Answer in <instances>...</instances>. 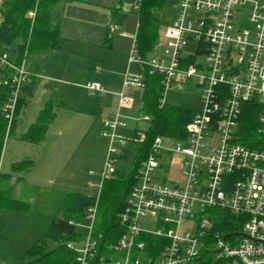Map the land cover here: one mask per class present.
Masks as SVG:
<instances>
[{"label": "built area", "instance_id": "1", "mask_svg": "<svg viewBox=\"0 0 264 264\" xmlns=\"http://www.w3.org/2000/svg\"><path fill=\"white\" fill-rule=\"evenodd\" d=\"M159 44L143 57L134 41L117 93L120 111L134 104L126 90H145L147 76L154 75L161 77V106L169 92L194 81L201 107L185 127V139L159 136L151 144L119 216L125 235L101 264H190L208 242H213L216 259L223 264H264V3L177 0L161 49ZM191 57L194 63L186 61ZM0 70V85L10 89L2 107L8 135L32 74L26 59L16 62L8 53H0ZM83 88L91 94L109 92L99 83ZM255 99L262 104L259 143L250 147L238 142V130L243 104ZM139 121L149 122L150 117ZM127 126L120 112L103 120L108 148L99 183H89L91 188H103L115 177L119 157L145 143L146 130L136 129L131 138L118 134ZM178 163L181 183L170 182L161 172L168 173ZM94 199L87 210L90 225L81 249L68 244L78 254L76 264L95 262L104 241L96 229L99 197ZM208 209L240 219V232L228 237L213 233V219L205 215Z\"/></svg>", "mask_w": 264, "mask_h": 264}, {"label": "rangeland", "instance_id": "2", "mask_svg": "<svg viewBox=\"0 0 264 264\" xmlns=\"http://www.w3.org/2000/svg\"><path fill=\"white\" fill-rule=\"evenodd\" d=\"M80 1L89 5L95 4V2L100 3L99 14L95 16L93 24H85L86 27L83 25L81 27L105 33L104 41L101 40L102 43L96 42V44L93 42L92 45L77 41L83 42V44L78 43L80 51L75 54L70 51V43L65 42L62 52L53 58L49 57V60L46 61L43 72L44 75H51L54 72L53 69L60 72L63 67L73 68L74 71H78V75H76V78H72L73 74L70 71V77L65 80V83L74 86L79 94H86L81 89L80 82L81 79H84L86 67L92 69L93 60L90 59L92 54L105 56L109 62L113 60L118 62L116 57L118 50L116 47L113 49V38L120 35L124 36V34L127 36L138 33L139 11L135 10V6L140 4L141 0ZM256 1L264 3V0ZM175 3L176 0H166L164 8L159 12L161 17L158 30L159 39H161L159 49H161L167 25L172 20ZM33 14L32 19L35 18V12ZM133 42L130 43L131 45L129 44L131 47L129 54ZM91 73L95 76L93 69ZM44 82L49 87L40 88L33 102L44 105L43 109L51 103L55 115L53 121L56 114L60 113V115L54 123L52 121L49 124L43 143L35 145L22 140L20 130L24 125L19 127L20 130L15 131L12 129L13 124L11 131L8 135L6 134L4 140V149L0 161V173L2 174L0 179V264H20L25 252L37 241L45 238L52 221L64 215L63 208L68 195L82 193L95 198L99 197L100 204L103 188H91L89 183L98 182L97 176L102 170L106 158L108 139L103 135L101 123L99 120L92 119L91 114L94 113L90 112L88 104L84 102L86 96L90 101H97L99 98L88 94L82 95L83 102L80 103L79 95L73 94V89H70L71 92L69 93L64 90H57L58 85L55 82H62L61 80L57 79L55 82L45 80ZM127 91L126 95L133 99L134 104L131 109L120 111L126 117L128 126L125 129H119L118 134L131 138L136 129L147 130L148 123L137 122V120H142L144 117L140 111L143 107L141 96L144 90H132V96ZM57 99L64 101V106ZM164 100L165 103L171 106L190 108L195 111L201 107L199 89L194 81L185 84L181 90L169 92ZM26 104L23 106L22 111H24ZM62 106L68 107V109L61 111ZM100 117L104 116L100 115ZM14 145L16 146L13 147ZM26 160L33 162L29 172L34 165L35 169L32 170L31 174H28V172L23 177H21L22 174L20 176L16 174L18 176L16 178L12 172L11 163ZM177 160H180V158L174 157V161L177 162ZM125 166L124 161L118 160L117 167L119 169H123ZM161 173L164 174L166 179L168 177V181L181 183L179 163L168 173L165 174L164 170ZM7 175H12L15 178H9ZM89 225L86 211L84 220L77 223V230L82 239L73 241L76 250L81 249L82 240L87 235Z\"/></svg>", "mask_w": 264, "mask_h": 264}, {"label": "trees", "instance_id": "3", "mask_svg": "<svg viewBox=\"0 0 264 264\" xmlns=\"http://www.w3.org/2000/svg\"><path fill=\"white\" fill-rule=\"evenodd\" d=\"M64 1L66 0H1L0 53H8L12 59L20 62L31 54L44 55L60 50L63 42L60 38V18L55 10ZM165 3L166 0H141L136 38L139 53L143 57H147L159 44L158 30L161 22L159 12L164 8ZM33 12H35L34 19L30 17ZM186 61L194 63L195 58L191 57ZM2 73L3 71L0 70V75ZM160 80L161 77L158 75L147 76L146 88L141 96L143 102L141 114L150 117V121L147 122L148 128L145 131V143L128 148L124 155L119 157V160L124 161L126 166L123 169L118 168L115 177L104 184L96 226L97 231L104 235V241L92 264H101L103 258L111 253L110 247L117 244L125 235V229L120 225L119 216L125 210L129 192L136 183L138 168L147 158L151 144L159 136L172 140L185 139V127L198 111L171 106L167 103L161 106ZM9 94V87L0 85V161L8 125L2 107ZM25 104L26 98L23 97L18 103L12 129ZM261 107L262 104L257 99L243 104L238 130V142L242 145L258 146L257 128ZM54 116L52 104L49 103L21 139L35 145L41 144ZM32 165L31 160L14 163L12 172L13 174L28 173ZM1 177L0 173V179ZM7 177L11 178V175ZM94 203L95 199L90 195L82 193L68 195L63 208L64 215L52 221L45 238L37 241L25 252L20 264H76L78 254L74 249H70L68 244L82 239L76 224L84 220L87 209ZM205 215L213 219V233L224 232L228 237L241 230L240 219L227 212L208 209ZM150 240L159 242L157 238ZM190 264H223V261L216 259L213 242H208L200 257Z\"/></svg>", "mask_w": 264, "mask_h": 264}, {"label": "crops", "instance_id": "4", "mask_svg": "<svg viewBox=\"0 0 264 264\" xmlns=\"http://www.w3.org/2000/svg\"><path fill=\"white\" fill-rule=\"evenodd\" d=\"M100 7H101L100 3L95 2V4L89 5L80 0H66L57 6L55 13L60 18L59 30H60V38L62 39L63 43L60 50L52 51L44 55L33 54L27 57V69L32 74V78L31 81L24 87L21 94V98L25 97L26 103L28 102V104H26L24 111L22 110L20 111L14 126V130L17 131L20 130L19 127L24 125L22 127V130H20V136L25 134L29 129V127L36 122V120L40 115V112L44 108V105L42 106V104H37L36 102L34 103L33 101L36 99L38 90L40 88L45 89L49 87V85L46 82H44L45 80L54 81V82L57 81V79L61 80L62 82H55L58 85L57 90H64L67 93H69L71 92L70 89H73L72 90V92L74 91L73 94L75 93L79 95L80 103L83 102L82 95L88 94L91 95L92 97H98L99 99L97 101L96 100L90 101L88 96H86V99L84 98V102L88 104V108L90 112L94 113L93 115L91 114L92 119L99 120V122L101 123L102 130H103V120L120 112L118 106L119 99L117 93H119L122 87V80H123L122 75L124 71H126L128 65L127 60L131 48L129 44L132 43V41L137 40L136 38L137 32L132 35L130 34L126 36V34H124V36L120 35L113 38V43H112L113 49L114 47H116L118 50V55L116 56L118 62H116L115 60L109 62L105 56L101 57L100 55L98 56L97 54H92V57L90 58L91 61L93 60V64L91 65V68L94 70L95 76L94 74L91 73L92 69H88V67H86V70L84 72V79H81L80 82L81 85L80 87L85 91L86 94H79L78 92H76L77 90L74 89V86H70L65 83V80H67V78L70 77L69 74L71 72L73 74L72 78L74 77L76 78V75H78L77 74L78 71L77 72L74 71L73 68L67 69L66 67H63L60 72H56L57 69H53L54 72L51 75H47V74L44 75L43 72L45 69L46 61L49 60V57L53 58L57 54L61 53L65 45V42L70 43L69 44L70 51L73 52V54H75L77 51H80L78 48L79 47L78 43L83 44V42H85L86 45H92L93 42H95L96 44V42L102 43L101 40L104 41L105 33L103 34L102 32L99 31L95 32L94 30L85 29L81 27V25L86 27L85 24H93L92 22L95 16H98L99 14ZM174 17H175V11L173 13L172 20L168 25H170L173 22ZM124 25L126 24L124 23ZM163 40L164 38L162 39V42ZM77 41H83V42H77ZM159 43H161V39H159ZM97 67L100 68V72L95 71ZM88 83H99L102 86H104L105 89L109 92L91 94L83 88V86ZM132 90L129 89L128 91L126 90L130 96H132L133 94ZM59 101H61L64 106V101H62L61 99ZM46 102L47 100L45 101V103ZM63 106L61 111H64V109H68V107H63ZM59 115L60 113L56 114L55 120L59 118ZM100 115L104 117H100ZM85 124H87V122H85ZM15 146L16 145H14L13 147ZM14 163H11V169ZM34 169H35V165L32 168V170ZM32 170L30 172L28 171L29 172L28 174H31ZM21 174H22L21 177L27 175V173L24 172L17 173V175L19 176ZM14 176H16V173ZM13 177L11 175V178ZM16 178H18V176H16Z\"/></svg>", "mask_w": 264, "mask_h": 264}]
</instances>
